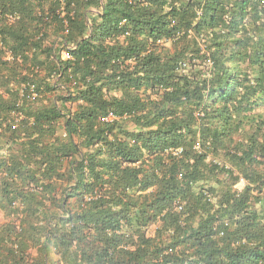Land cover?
<instances>
[{
	"label": "trees",
	"instance_id": "1",
	"mask_svg": "<svg viewBox=\"0 0 264 264\" xmlns=\"http://www.w3.org/2000/svg\"><path fill=\"white\" fill-rule=\"evenodd\" d=\"M0 209V264H264V0H0Z\"/></svg>",
	"mask_w": 264,
	"mask_h": 264
},
{
	"label": "built area",
	"instance_id": "2",
	"mask_svg": "<svg viewBox=\"0 0 264 264\" xmlns=\"http://www.w3.org/2000/svg\"><path fill=\"white\" fill-rule=\"evenodd\" d=\"M63 57H64V58H71V52H70L69 49L63 51ZM34 88H35V85L32 84L31 89L33 90ZM33 96H37V93H36V92H33ZM113 117H114L113 114L110 113L107 117H104L103 119H104V120H107V119L110 120V119H112Z\"/></svg>",
	"mask_w": 264,
	"mask_h": 264
},
{
	"label": "rangeland",
	"instance_id": "3",
	"mask_svg": "<svg viewBox=\"0 0 264 264\" xmlns=\"http://www.w3.org/2000/svg\"><path fill=\"white\" fill-rule=\"evenodd\" d=\"M4 221V216H3V212L0 209V223Z\"/></svg>",
	"mask_w": 264,
	"mask_h": 264
}]
</instances>
